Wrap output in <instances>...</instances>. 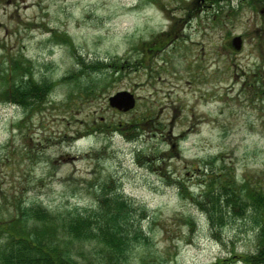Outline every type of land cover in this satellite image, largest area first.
<instances>
[{
  "label": "rangeland",
  "instance_id": "374dc122",
  "mask_svg": "<svg viewBox=\"0 0 264 264\" xmlns=\"http://www.w3.org/2000/svg\"><path fill=\"white\" fill-rule=\"evenodd\" d=\"M259 195L264 0H0V249L118 199L125 264H264Z\"/></svg>",
  "mask_w": 264,
  "mask_h": 264
},
{
  "label": "trees",
  "instance_id": "16d2710c",
  "mask_svg": "<svg viewBox=\"0 0 264 264\" xmlns=\"http://www.w3.org/2000/svg\"><path fill=\"white\" fill-rule=\"evenodd\" d=\"M21 100V99H19ZM251 196V191L248 193ZM253 197V196H252ZM106 204L110 210L103 221L93 222L92 218H86L75 212L60 215L52 219L41 211L40 206H33L28 211H22V217L27 221L33 214L37 220L44 222L42 227L30 235V239L23 241L10 240L7 249H0V264H80L78 262V249L73 252L75 242L78 240L94 241L105 246L106 252L100 256V264L108 259L105 264H125L128 250L131 245L128 228L124 221L129 217L127 207L120 200ZM264 205L263 196L257 198V205ZM264 217V209L262 211ZM48 216V217H47ZM95 225L96 228H95ZM3 225L0 226V230ZM15 224L12 225V228ZM262 235L260 248L256 255L258 262H264V223L261 222ZM72 240V241H70ZM72 244V245H71ZM71 245V246H70ZM92 264V263H91Z\"/></svg>",
  "mask_w": 264,
  "mask_h": 264
},
{
  "label": "water",
  "instance_id": "95a60500",
  "mask_svg": "<svg viewBox=\"0 0 264 264\" xmlns=\"http://www.w3.org/2000/svg\"><path fill=\"white\" fill-rule=\"evenodd\" d=\"M240 42V37L234 39V44L237 48H240ZM109 104L111 107L117 108L119 110L128 111L135 107L136 98L132 93L128 91H122L110 97Z\"/></svg>",
  "mask_w": 264,
  "mask_h": 264
}]
</instances>
